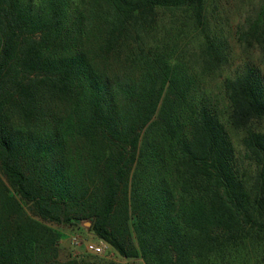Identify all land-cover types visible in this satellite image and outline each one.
<instances>
[{"label":"trees","instance_id":"16d2710c","mask_svg":"<svg viewBox=\"0 0 264 264\" xmlns=\"http://www.w3.org/2000/svg\"><path fill=\"white\" fill-rule=\"evenodd\" d=\"M215 1L0 0V264H96L59 256L82 222L125 264L264 253V73L222 81L250 178L201 80L227 64ZM240 32L264 50V0Z\"/></svg>","mask_w":264,"mask_h":264},{"label":"rangeland","instance_id":"374dc122","mask_svg":"<svg viewBox=\"0 0 264 264\" xmlns=\"http://www.w3.org/2000/svg\"><path fill=\"white\" fill-rule=\"evenodd\" d=\"M259 3L260 0H216L215 3L209 6L211 26L215 34L227 46V64L216 73L201 79L207 95L218 103L222 111V121L235 148L239 168L250 178L254 176L255 169L249 164L244 155V149L241 144L243 133L231 128L226 121L228 110L224 99L222 81L224 78L231 76L237 67L245 63L258 66L264 73V50L259 45H254L250 40H246L245 36L240 32V29H243L246 16L253 15ZM183 44L188 49L184 60L198 61L197 52L200 45L198 38L189 34L184 39ZM260 128L264 130V125ZM52 228L59 233L58 250L62 260L83 256L88 257L91 262L96 264L104 262L125 264L132 261L121 257L106 243V247L101 254L90 253L86 246L88 244L99 245L102 241L90 230V223L88 222L61 227L52 226ZM243 262L244 264H264V253L259 252L256 256L250 253Z\"/></svg>","mask_w":264,"mask_h":264},{"label":"built area","instance_id":"2783aa9c","mask_svg":"<svg viewBox=\"0 0 264 264\" xmlns=\"http://www.w3.org/2000/svg\"><path fill=\"white\" fill-rule=\"evenodd\" d=\"M106 247V244L104 242H101L99 245L97 244H88L86 246L87 250L92 254H101L104 251V248Z\"/></svg>","mask_w":264,"mask_h":264}]
</instances>
